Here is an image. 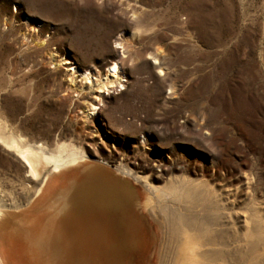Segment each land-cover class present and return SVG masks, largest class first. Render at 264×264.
I'll return each instance as SVG.
<instances>
[{
  "label": "rangeland",
  "instance_id": "obj_1",
  "mask_svg": "<svg viewBox=\"0 0 264 264\" xmlns=\"http://www.w3.org/2000/svg\"><path fill=\"white\" fill-rule=\"evenodd\" d=\"M113 61L122 82L86 115L96 89L80 76L103 80ZM0 133L47 153L80 146L90 175L131 182L141 202L106 160L166 169L157 187L246 166L264 189V0H0ZM29 170L0 151V208L32 201ZM156 249L121 262L156 264Z\"/></svg>",
  "mask_w": 264,
  "mask_h": 264
},
{
  "label": "bare ground",
  "instance_id": "obj_2",
  "mask_svg": "<svg viewBox=\"0 0 264 264\" xmlns=\"http://www.w3.org/2000/svg\"><path fill=\"white\" fill-rule=\"evenodd\" d=\"M75 74L68 76L72 80ZM80 77L96 89L86 115L102 102L100 93L118 87L123 79L115 61L103 80ZM205 124L199 128L212 135ZM19 140L0 133V151L31 168L27 179L38 188L23 207L16 202L1 206L0 264H122L128 253L153 239L156 264H264L259 172L237 166L226 177L222 168H211L198 184L182 178L175 186L168 180L157 187L151 183L163 181L166 169L150 168L142 176L138 168L106 160L108 168L142 188L141 202L131 182L106 173L90 175L94 162L84 163L88 158L82 147L62 143L47 153ZM84 169L87 176L80 180L78 172ZM149 223L158 230L156 239Z\"/></svg>",
  "mask_w": 264,
  "mask_h": 264
}]
</instances>
